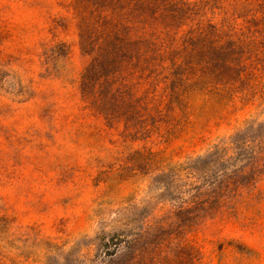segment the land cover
Instances as JSON below:
<instances>
[{
	"label": "rangeland",
	"instance_id": "obj_1",
	"mask_svg": "<svg viewBox=\"0 0 264 264\" xmlns=\"http://www.w3.org/2000/svg\"><path fill=\"white\" fill-rule=\"evenodd\" d=\"M149 1L0 0V264H264V0L212 37L231 88L171 105L178 69L127 51Z\"/></svg>",
	"mask_w": 264,
	"mask_h": 264
},
{
	"label": "trees",
	"instance_id": "obj_2",
	"mask_svg": "<svg viewBox=\"0 0 264 264\" xmlns=\"http://www.w3.org/2000/svg\"><path fill=\"white\" fill-rule=\"evenodd\" d=\"M151 1L147 5L149 10L155 5L151 4ZM249 1L251 0L157 1L158 4H161L157 8L163 11L159 15V11H155L153 23L149 27L151 31L147 27L148 13H145L144 29L133 33L130 35L131 37H127V43L132 45L133 41L137 39L133 46L136 51H131L129 45H127V51L130 52V55L132 52V58H137V62L143 59L146 66L154 63L159 66L169 63L173 68L178 69V73L175 71V77H178V81L173 83L169 105L174 100L173 96L179 93L178 88L185 81H189V78H193L199 83L215 79L218 80V84H225L224 87L230 89L231 85L228 84L234 74L236 62L233 44L228 40L221 43L212 37L219 31L229 29L234 16L239 11L244 12L248 9ZM94 7V13L98 14L95 16L96 20L101 23V31L97 32L96 43H94L95 46L98 43L99 48L94 47V54L102 63L108 59V56L114 63L117 60L119 62L122 51L115 48L119 36L116 34V30L112 29V24L105 22V16L104 19L100 17L103 9ZM97 22L95 23L96 27ZM160 24L164 26L161 32L157 30ZM208 35L210 36L208 37ZM114 39L115 43H113ZM143 43L144 45L147 43L148 47L143 49ZM117 53L118 56H116ZM123 59L122 57L121 61ZM256 61L261 64V69L258 70L260 75H263L264 50L261 55L257 54ZM182 94H185V90L182 91Z\"/></svg>",
	"mask_w": 264,
	"mask_h": 264
}]
</instances>
